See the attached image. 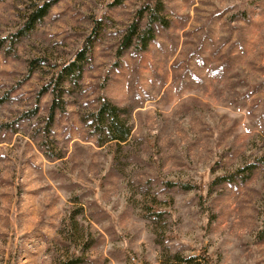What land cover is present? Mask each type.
Masks as SVG:
<instances>
[{
    "label": "rangeland",
    "instance_id": "1",
    "mask_svg": "<svg viewBox=\"0 0 264 264\" xmlns=\"http://www.w3.org/2000/svg\"><path fill=\"white\" fill-rule=\"evenodd\" d=\"M37 1L0 0V264H264V0H161L122 50L146 0H57L11 46ZM101 94L120 145L91 132Z\"/></svg>",
    "mask_w": 264,
    "mask_h": 264
},
{
    "label": "trees",
    "instance_id": "2",
    "mask_svg": "<svg viewBox=\"0 0 264 264\" xmlns=\"http://www.w3.org/2000/svg\"><path fill=\"white\" fill-rule=\"evenodd\" d=\"M57 0H40L33 3L30 6V9L25 14V19L22 25L19 27L17 31L8 36L10 39V45L14 44V41L18 39L20 36L25 35L28 31H31L35 28V26L43 20L46 14L49 12L52 5ZM163 12V3L161 0H146L142 7L138 9L136 17L132 20V22L127 26L122 38H121V50L125 49L129 46L135 45L137 48H144L147 46L148 42L154 37V24L159 22L161 24L166 23V19ZM147 13V14H146ZM146 14V15H145ZM144 19L145 23L141 24V20ZM93 35H90L85 41L84 46L77 51L78 60L75 59L69 64L63 66V68L52 77L51 82L46 83L42 86L40 93L48 91L50 89L51 84L54 83L53 95L54 98L52 100L48 121L45 124V129H48V126L53 122L55 112L58 110H64V101L60 97L58 93L59 85H62V81L64 78L70 76L72 78L76 77L80 74L82 65H80V60L85 56L87 49L92 44ZM31 69L30 73L31 74ZM40 96L37 99L39 101ZM38 106L36 105L37 110ZM90 127L91 132L98 134V138L104 142V138L108 139L107 142H114L115 145H120L122 142H126L131 133V127L129 126L126 119L121 114V109L113 104L104 94L99 96V105L98 108L90 113ZM104 144V143H103ZM102 144V145H103ZM255 167V163L250 162L244 167L236 169L234 172L225 173L220 176L222 180H232L233 177L239 175L244 172H252ZM183 187L190 186L186 183L182 184ZM258 239H264V219L261 223L260 229L257 232ZM194 257H189L187 262H191L194 260ZM79 256L75 255L72 261H68L65 264H71L74 261H77Z\"/></svg>",
    "mask_w": 264,
    "mask_h": 264
}]
</instances>
